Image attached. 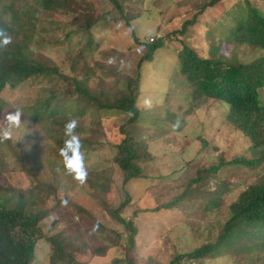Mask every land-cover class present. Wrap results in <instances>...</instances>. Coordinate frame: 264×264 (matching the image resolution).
Instances as JSON below:
<instances>
[{
	"label": "rangeland",
	"instance_id": "1",
	"mask_svg": "<svg viewBox=\"0 0 264 264\" xmlns=\"http://www.w3.org/2000/svg\"><path fill=\"white\" fill-rule=\"evenodd\" d=\"M116 1L118 5L111 0H69L62 14L38 12L32 59L53 75L0 94V128L7 126L6 114L16 109L24 113L9 140L12 145L0 143V180L10 191L7 198L39 183L59 190V199L47 200L50 211L41 227L72 251L76 264H172L180 255L216 243L231 217L230 205L245 188L264 182V166L226 165L210 172L223 161L253 159L252 143L228 123L229 110L222 101H210L191 113L195 89L180 72L179 52L186 44L204 58L216 47L222 57L241 64L264 57L262 49L237 48L231 41L250 8L264 16V0H223L201 14L212 0ZM197 14L187 34H179ZM121 21L123 26L117 28ZM152 39H162L165 47L153 62H145L139 79L138 65ZM109 58L116 63L109 64ZM120 61L125 63L122 71ZM136 78L142 115L129 125L132 115L112 106L126 92L129 79ZM76 83L101 102L82 96ZM146 99L150 108L144 105ZM261 101L264 104V90ZM70 119L79 122L76 131L89 172L84 185L67 174L59 155ZM125 133L140 135L151 153V160L140 165L141 177L128 183L116 163ZM62 199H68L66 207ZM123 204L126 207L119 209ZM116 217L134 222V249L130 232ZM249 244L252 250L247 253L236 243L235 255L218 251L216 258L194 264H263L264 239ZM104 248V255L96 253ZM53 250L45 240L39 242L34 264H51Z\"/></svg>",
	"mask_w": 264,
	"mask_h": 264
},
{
	"label": "trees",
	"instance_id": "2",
	"mask_svg": "<svg viewBox=\"0 0 264 264\" xmlns=\"http://www.w3.org/2000/svg\"><path fill=\"white\" fill-rule=\"evenodd\" d=\"M111 1L118 5L116 0ZM222 1L212 0L202 6L199 14ZM68 5L69 0H0V26L7 28L12 36V43L6 49L0 50V94L7 88L15 89L31 79L46 74L53 75L51 69L32 59V46L38 29L37 14L41 9L62 14L68 11ZM247 5L250 6L249 3ZM197 17L198 14L193 21H186L179 34L186 35L188 29L196 24ZM247 18L243 17V21L232 33L231 41L235 42L237 48L245 45L255 50H264V16L250 8ZM147 47L148 54L138 65L139 79L140 69L145 62H153L155 54L165 47V43L162 39H152ZM179 59L182 76L195 89L191 113L210 101H222L229 110L228 123L252 143L251 152L255 156L253 159L242 157L229 163L223 161L219 166L211 168L210 172H217L226 165L241 164L251 169L264 166V104L261 101V91L264 90V57L255 59L251 64H241L238 60L222 57L221 49L216 47L210 57L204 58L184 44L179 52ZM138 78L129 79L126 92L121 93L112 106L115 111L132 115L129 125L142 115V111L137 108L140 97ZM76 91L82 96L100 101L89 95L79 83H76ZM101 106L107 108L105 104ZM47 112L48 110L45 111ZM55 114L53 112L51 117ZM204 144L206 145L205 142ZM4 145L10 147L12 143L6 141ZM12 147L17 152L18 148ZM150 160L148 142L140 135L136 137L129 134L119 148L116 163L125 173V182L128 183L141 177L140 165ZM8 192L10 191L0 180V264H34L36 247L43 240L54 249L51 264H58L59 261L76 264L71 257L72 251H68V247H64L58 238L46 236L41 227L50 211L46 206L47 200L59 199V190L48 183H39L26 193L17 194L13 198H7L10 195ZM125 207L123 204L119 209ZM230 211L231 217L216 243L205 245L190 254L180 255L172 264L187 258L191 260L190 264L207 257L216 258L218 251L235 255L236 243L241 244L239 249L244 253L251 251L252 246L249 243L264 239V182L258 181L245 188L230 205ZM116 219L130 232L129 245L134 249L137 236L134 222L121 217ZM233 239L237 242H233ZM106 251L107 248H104L96 253L104 255Z\"/></svg>",
	"mask_w": 264,
	"mask_h": 264
},
{
	"label": "clouds",
	"instance_id": "3",
	"mask_svg": "<svg viewBox=\"0 0 264 264\" xmlns=\"http://www.w3.org/2000/svg\"><path fill=\"white\" fill-rule=\"evenodd\" d=\"M123 22H118L116 24L117 28H121ZM131 31V28L128 29ZM12 43V36L8 33L7 28L0 26V50L6 49ZM139 51V50H138ZM109 64H115V58H109ZM125 67L124 61H120V67L118 70H123ZM144 105L146 107H151V100H144ZM24 115L23 111L16 109L13 113H8L5 116L7 121V126L0 128V143L12 140L14 130L21 126V117ZM79 126V122L76 119H70L64 126V135L67 137L65 139L63 146L59 149V155L62 158L63 165L67 174L71 175L74 180H76L80 185L87 183L89 172L86 166V156L83 150V142L80 138L79 133L76 129ZM179 126V122L175 125ZM69 203L68 199H62L61 205L67 206ZM98 227V224L97 226Z\"/></svg>",
	"mask_w": 264,
	"mask_h": 264
}]
</instances>
